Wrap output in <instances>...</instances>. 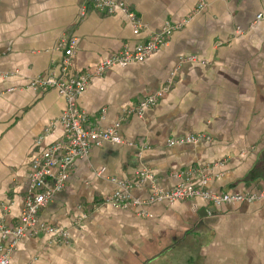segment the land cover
I'll return each instance as SVG.
<instances>
[{
  "label": "crops",
  "instance_id": "obj_1",
  "mask_svg": "<svg viewBox=\"0 0 264 264\" xmlns=\"http://www.w3.org/2000/svg\"><path fill=\"white\" fill-rule=\"evenodd\" d=\"M121 1L139 20L136 35L119 11L90 8L78 19L81 0H0V226L6 227L20 215L35 151L62 136L64 100L53 89L28 87L38 76L60 75V41L76 39L70 71L79 75L148 42L164 24H180L143 62L106 70L77 97L94 128L105 130L168 86L154 106L124 116L122 144L102 142L75 160L64 189L40 210L39 221L66 238L48 232L22 238L9 264H264V197L218 207L198 198L129 210L103 203L117 182H135L142 169L162 190L188 174L195 185L205 179L211 193L264 188V0ZM188 57L196 61H181ZM187 136L200 139L168 145ZM148 194L146 182L131 188L134 198ZM10 243L0 235V247Z\"/></svg>",
  "mask_w": 264,
  "mask_h": 264
},
{
  "label": "built area",
  "instance_id": "obj_2",
  "mask_svg": "<svg viewBox=\"0 0 264 264\" xmlns=\"http://www.w3.org/2000/svg\"><path fill=\"white\" fill-rule=\"evenodd\" d=\"M91 2L89 6L87 2ZM203 4L198 6L201 9ZM90 8L103 14H114L121 12L128 23L132 26L133 34H138L140 23L136 14L129 6L121 0H81L78 9V19H83ZM262 18L258 14L256 19ZM179 25L166 23L163 27L151 34L149 41L138 43L133 49H124L103 58L92 68L84 73L75 75L70 71L71 58L73 56L76 39L69 38L60 41L59 45L64 49V56L61 59L58 70L60 75L55 76L49 73L47 76H38L31 80L28 87L36 92L42 93L53 89L65 102V110L60 115L58 123L62 129L60 139L36 150L30 164V172L27 181V193L23 198V205L15 225L6 227L0 226V235L3 239L10 238L11 243L7 249L0 247V264H9L10 253L17 241L22 238L31 237L38 232H48L57 236L58 240H64L66 234L56 228L46 226L39 221L40 210L50 202L56 194L64 189L69 178L70 171L75 160L85 159L89 156L91 149L102 142L122 144L123 141L118 134L120 124L125 115L136 113L140 115L148 107L154 106L164 96L167 87H162L156 92L148 95L134 110H129L119 118L113 125L105 130H97L93 122L83 110L79 109L76 103L77 97L81 95L89 81L96 76H101L106 70L112 67H124L131 63L143 62L147 57L155 53L168 39L174 29ZM181 61L195 62V58L188 57ZM45 130L44 135L47 134ZM43 137V136H42ZM200 136H187L168 141L169 146L194 143ZM41 137L35 142L40 147ZM193 174H188L183 182L175 185L169 190L158 188L155 177L146 169L138 172L135 182H117V190L109 197L104 198L103 203L120 210H129L139 206H149L163 202H184L191 199H201L211 203L213 206H221L234 202H252L264 197V188L257 193H211L204 189L205 179L195 185L190 181ZM177 177L181 174H176ZM146 182L149 184L147 199L140 200L131 195V188L134 184ZM140 215H148L143 213Z\"/></svg>",
  "mask_w": 264,
  "mask_h": 264
},
{
  "label": "trees",
  "instance_id": "obj_3",
  "mask_svg": "<svg viewBox=\"0 0 264 264\" xmlns=\"http://www.w3.org/2000/svg\"><path fill=\"white\" fill-rule=\"evenodd\" d=\"M87 4L90 6L91 5V2L88 1ZM262 177L264 179V175H262Z\"/></svg>",
  "mask_w": 264,
  "mask_h": 264
}]
</instances>
